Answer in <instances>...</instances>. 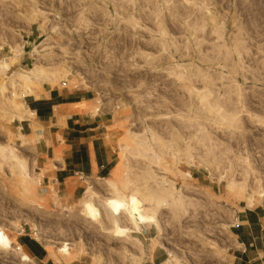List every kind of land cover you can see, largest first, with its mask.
<instances>
[{"label": "rangeland", "instance_id": "1", "mask_svg": "<svg viewBox=\"0 0 264 264\" xmlns=\"http://www.w3.org/2000/svg\"><path fill=\"white\" fill-rule=\"evenodd\" d=\"M44 85L109 120L112 171L75 198L15 129ZM211 88L239 122L203 105ZM260 121L264 0H0V250L24 227L57 264H245L253 236L264 254Z\"/></svg>", "mask_w": 264, "mask_h": 264}, {"label": "crops", "instance_id": "2", "mask_svg": "<svg viewBox=\"0 0 264 264\" xmlns=\"http://www.w3.org/2000/svg\"><path fill=\"white\" fill-rule=\"evenodd\" d=\"M88 92L64 94L44 85V93L34 97L31 106L27 105L31 117L27 115L15 126L22 135L35 140L38 161L47 169L49 185L62 187L64 195H73L74 198L85 191L88 183H97L108 177L117 154L106 130L109 120L73 108L91 100ZM25 103L28 102L25 100ZM22 229L20 227L16 233V242L11 239L13 250H0V264H57L34 234ZM257 240H260L258 235L248 239L251 241L249 247L245 243L240 245L248 258L245 264H264L259 261L264 255L262 250L252 248L257 247ZM17 246L21 249L18 250ZM21 253L27 254L31 261H25Z\"/></svg>", "mask_w": 264, "mask_h": 264}, {"label": "bare ground", "instance_id": "3", "mask_svg": "<svg viewBox=\"0 0 264 264\" xmlns=\"http://www.w3.org/2000/svg\"><path fill=\"white\" fill-rule=\"evenodd\" d=\"M19 49L16 50L17 54L20 52ZM35 65L36 66L34 68H31L30 70L20 74V76L24 82L25 81H27V82L31 81L32 82L36 77H39V74L41 72L40 66H38L37 64H35ZM37 79H39V78H37ZM212 82H213V80L211 81V83ZM210 85H212V84H210ZM198 95H199L200 100L203 103V105L207 106L208 107L207 109H209L210 112L212 111L211 113L216 114V116H217L216 118L218 120H222V121L224 120L226 125H228V124L233 125V123H237L241 119L240 114L242 112L239 108L240 101L232 98V96L221 97V96H219L218 92L213 93L212 88L210 90H207L206 92H199ZM74 106H73V108H74ZM87 109H88V107H87ZM262 121H260V123L264 124V122H262ZM262 127H264V126H262ZM204 136H205V134H204ZM158 201H159L160 205H167L166 202L164 200H162V198H159Z\"/></svg>", "mask_w": 264, "mask_h": 264}, {"label": "built area", "instance_id": "4", "mask_svg": "<svg viewBox=\"0 0 264 264\" xmlns=\"http://www.w3.org/2000/svg\"><path fill=\"white\" fill-rule=\"evenodd\" d=\"M22 228H23L22 231H25V228L24 227H22ZM35 235H37V233H34V236ZM17 249L20 250L21 249V246H17Z\"/></svg>", "mask_w": 264, "mask_h": 264}]
</instances>
